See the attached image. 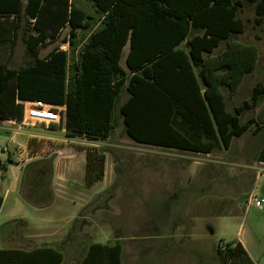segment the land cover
I'll return each mask as SVG.
<instances>
[{"label":"trees","instance_id":"trees-1","mask_svg":"<svg viewBox=\"0 0 264 264\" xmlns=\"http://www.w3.org/2000/svg\"><path fill=\"white\" fill-rule=\"evenodd\" d=\"M87 1L96 18L75 0H0V121L20 122L23 101L39 99L64 106L66 137L105 139L115 128L114 101L124 88L119 114L127 137L139 144L206 154L229 148L252 125L254 134L262 129L257 119L241 115L258 104L263 83L233 111L226 108L222 86L234 92L256 67L257 45L231 37L244 30L238 11L245 1L254 6L253 22L264 25V0ZM65 26L70 37L90 31L81 42L63 39L70 52L55 48L39 57ZM19 39L29 59L14 68L2 56ZM221 42L224 48L215 52ZM84 152L83 182L89 187L104 177L105 150ZM255 160L264 161V139ZM52 162L50 156L22 168L21 195L33 206L51 201ZM215 251L220 264H252L240 241L218 244ZM121 255L119 241H90L79 264H120ZM62 262L63 253L52 246L0 248V264Z\"/></svg>","mask_w":264,"mask_h":264},{"label":"rangeland","instance_id":"rangeland-1","mask_svg":"<svg viewBox=\"0 0 264 264\" xmlns=\"http://www.w3.org/2000/svg\"><path fill=\"white\" fill-rule=\"evenodd\" d=\"M75 2L96 18L87 0ZM238 15L244 21V30L231 39L256 44L259 57L256 67L243 77L234 92L222 86L229 111L250 99L257 82L264 85V25L253 22L254 6L247 1ZM89 31L78 30L75 37H70L65 26L58 38L39 49L38 55L43 57L55 48L70 52V44L63 39L81 42ZM195 32L199 31L191 34ZM224 46L221 42L215 52ZM127 49L128 44L124 54ZM2 58L14 68L29 59L20 39L13 52L5 51ZM120 64L125 67L124 57ZM126 96L123 88L115 98V128L105 139L82 135L66 137L61 124L19 125L0 121L3 158H26V154L54 158L55 152L61 151L62 161L76 166L80 152L96 147L105 150L114 171L113 177L107 171L104 180L87 188L77 175L78 166L61 185L52 184V170L51 201L46 206L36 207L21 195L22 172L7 161L6 174L1 164L0 248L52 246L63 253L62 264H79L90 241H119L122 245L120 264H220L215 251L217 245L240 241L252 264H264V210L247 204L248 193L254 185L257 199L264 200V171L257 176L259 164L255 160L264 139V93L255 107L241 115L242 120L254 117L262 129L254 134L252 125L246 133L233 138L229 148L218 147L206 154L155 146L134 149L118 110ZM6 134L14 135L18 144L8 146V142L1 141ZM25 134L35 136L26 143ZM145 181L155 184L149 193L143 191ZM168 182L175 184L177 190H169ZM91 195L94 196L86 204Z\"/></svg>","mask_w":264,"mask_h":264},{"label":"crops","instance_id":"crops-1","mask_svg":"<svg viewBox=\"0 0 264 264\" xmlns=\"http://www.w3.org/2000/svg\"><path fill=\"white\" fill-rule=\"evenodd\" d=\"M98 25H99V20L95 24L94 28L97 27ZM127 51H128V49H127ZM127 51H126V53H127ZM126 53L124 54V49H123L121 58L124 57V60H125ZM3 122H12V121L11 120H3ZM61 126H62L61 129H64L63 124ZM15 133H19V132H15ZM25 136H26V143H27L29 138L32 137V136H35V135H33V134H25ZM128 139H129V142L132 144V147L134 149H140V148H143V147H151L150 145L136 143L130 138H128ZM1 141L8 142V146H14V144L15 145L18 144L16 139L14 138V135H7L6 134V136L4 137V140L1 139ZM159 148H161V147H159ZM173 150H176V149H173ZM185 152H188V151H185ZM197 153H199V152H197ZM25 157L26 158L17 157V158H14V159H12V158H3L2 154H1L0 158H1L2 162H3L2 165H4L6 167V174H7L8 169H9V166L7 165V161L9 163L17 166L19 171L22 172V168L25 166V164H27L30 161L42 158L40 155H37V154H34V155L26 154ZM62 159H63V157H62L61 151H56L55 155H54V158H53V162H52V167H53V179H52L53 181H52V184H55V183L60 184V185L64 184L67 181V177H69L71 174H73L74 168L76 166L79 167V170L77 171L78 172L77 175L83 181V179H84V170H85V152H80L79 160H78L79 162L77 163L76 166L74 165V163L72 164V162H63ZM4 160L6 161V163H5ZM107 171L113 177V175H114L113 162H112V160H110L108 158V156L105 153L104 177H103L102 180L105 179ZM19 177H20V175L16 179L17 184H18ZM61 177H63V178H61ZM102 180H100V181H102ZM96 183H98V182H96ZM92 186H89V187H92ZM154 186H155L154 183L150 184L149 182L145 181L144 185H143V189H144L143 191L149 193V191H151V190H153L155 188ZM89 187H87V188H89ZM166 187L169 190H171V191H176L177 190V189H175V188H177L176 185L175 184H171V182H168V186H166ZM263 191H264V187H263ZM98 193H100V191ZM98 193H96V194H98ZM94 195L89 196L85 203L87 204L90 201V198L93 197ZM21 239L22 240H28V239H23V238H21ZM12 248H19V247H12Z\"/></svg>","mask_w":264,"mask_h":264},{"label":"built area","instance_id":"built-area-1","mask_svg":"<svg viewBox=\"0 0 264 264\" xmlns=\"http://www.w3.org/2000/svg\"><path fill=\"white\" fill-rule=\"evenodd\" d=\"M15 124H24L31 122H43L45 124H56L62 125L64 122V106L55 105L42 100H29L23 101V118L20 122L11 120ZM1 155V152H0ZM0 158V166L2 164ZM258 167H256V173L261 174L264 171V161L258 162ZM256 176V178H257ZM257 186L251 188L247 196V204L254 205L255 207L264 210V200H259L256 197Z\"/></svg>","mask_w":264,"mask_h":264},{"label":"water","instance_id":"water-1","mask_svg":"<svg viewBox=\"0 0 264 264\" xmlns=\"http://www.w3.org/2000/svg\"><path fill=\"white\" fill-rule=\"evenodd\" d=\"M211 233H212V231H211Z\"/></svg>","mask_w":264,"mask_h":264}]
</instances>
